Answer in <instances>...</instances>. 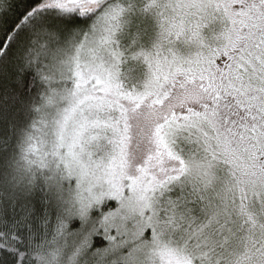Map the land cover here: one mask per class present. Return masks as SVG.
I'll return each instance as SVG.
<instances>
[{"label": "snow or ice", "instance_id": "snow-or-ice-1", "mask_svg": "<svg viewBox=\"0 0 264 264\" xmlns=\"http://www.w3.org/2000/svg\"><path fill=\"white\" fill-rule=\"evenodd\" d=\"M0 264H264V0H0Z\"/></svg>", "mask_w": 264, "mask_h": 264}]
</instances>
